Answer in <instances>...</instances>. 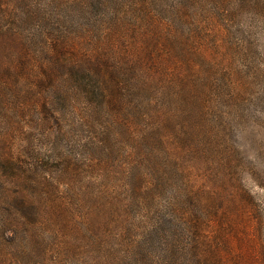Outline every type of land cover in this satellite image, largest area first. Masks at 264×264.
<instances>
[{"label":"trees","instance_id":"16d2710c","mask_svg":"<svg viewBox=\"0 0 264 264\" xmlns=\"http://www.w3.org/2000/svg\"><path fill=\"white\" fill-rule=\"evenodd\" d=\"M240 1L0 0V264H264Z\"/></svg>","mask_w":264,"mask_h":264},{"label":"rangeland","instance_id":"374dc122","mask_svg":"<svg viewBox=\"0 0 264 264\" xmlns=\"http://www.w3.org/2000/svg\"><path fill=\"white\" fill-rule=\"evenodd\" d=\"M264 0H241L244 4L243 15L248 23L253 24L252 34H258L259 29L255 21L259 19L256 9L248 4H260ZM253 36L252 38H254ZM259 44L257 39H253V44ZM256 102V103H255ZM248 103L246 106L247 118L238 120L235 124L241 134L239 144L242 155L246 158L247 165L241 169L242 180L247 188L254 195L261 206L264 207V185L259 181L258 176H264V98ZM251 107V108H248ZM85 135H83L84 137ZM40 144L45 145V140ZM256 166V171L253 167Z\"/></svg>","mask_w":264,"mask_h":264}]
</instances>
